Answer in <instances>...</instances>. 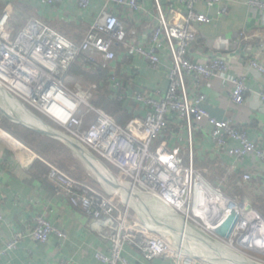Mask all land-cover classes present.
<instances>
[{"label":"built area","instance_id":"1","mask_svg":"<svg viewBox=\"0 0 264 264\" xmlns=\"http://www.w3.org/2000/svg\"><path fill=\"white\" fill-rule=\"evenodd\" d=\"M64 1L67 0H43L50 7ZM102 1L104 10L89 25L80 43L67 39L35 18L29 19L22 30H15L10 5H6L0 14V90L9 97L7 101L38 106L43 115L69 134L70 140L93 154L94 159L88 153L92 161H96L94 163L106 170L112 183L122 184L129 191L116 189L122 195L106 194L94 184L75 179L43 161L48 168V180L71 207L80 209L93 221L106 223L104 235L109 242V252H97L95 259L100 264H131L124 255L125 248L131 246L148 262L163 259L173 264H200L198 261L189 262L194 258L188 255L189 243L200 247L204 243L217 246L220 242L230 241L232 246L235 237L236 242L241 241L243 245L252 243L253 240L248 241L247 232L251 224L244 212L247 204L223 188L236 170L241 171V184L254 181L255 176L245 167L244 161L254 156L264 164V151L245 133L235 129L230 120L212 117L204 106L205 95L194 94L198 79H222L228 71L227 63L220 58L198 63L188 57L196 39L194 25L211 23V19L196 11L195 7L201 4L211 9L224 0H175L176 5L169 7L166 13L158 0H154L156 24L151 31L148 49L126 41V28L113 11L114 8H124L129 14L139 12L141 0ZM91 2L77 0V5L79 9L86 10ZM247 5L264 12L263 0H249ZM116 48L144 59L153 69L162 65L158 51L166 50L170 60V64L165 66L168 86L164 95L159 91L154 95L135 91L130 96H119L122 82L115 76H109L108 84L118 100L142 106V118L131 120L124 127L103 110L92 106L91 92L79 84L72 88L65 84L67 73L78 57L93 62L99 57L102 66L108 68L117 59ZM249 64L264 75L263 65L254 59ZM187 79H192L193 90L188 88ZM225 80L231 85V101L237 106L242 105L247 91L245 81L242 78ZM259 99L264 104V91L259 93ZM89 114L94 118L86 125ZM171 123L178 124L187 139L186 166L183 165L180 148L170 147L166 141L157 145ZM204 124L214 153L230 160L225 179L215 184L205 180L193 163L194 132ZM33 156L38 157L36 154ZM113 169L127 182L116 181L110 171ZM100 182L104 183L101 179ZM261 185H264V176ZM128 194L133 197L129 198ZM145 197L162 203L169 216L178 218L182 226L171 223L169 219H156L143 200ZM140 209L149 217L148 222L140 217ZM232 210L238 212L239 221L229 239L225 240L213 230ZM251 211L254 212H247ZM2 221L0 213V223ZM158 222L168 226L161 228ZM246 225L248 230L244 229ZM177 228L187 229V238L182 240ZM257 232L258 242L264 238V231L257 227ZM53 236L61 241L66 238L61 229L43 217L35 216L29 233H15L0 250V260L25 239L46 244Z\"/></svg>","mask_w":264,"mask_h":264},{"label":"crops","instance_id":"2","mask_svg":"<svg viewBox=\"0 0 264 264\" xmlns=\"http://www.w3.org/2000/svg\"><path fill=\"white\" fill-rule=\"evenodd\" d=\"M248 1L224 0L221 5L211 9L197 5L196 11L208 16L211 23L194 25L196 39L189 49L188 57L192 62L198 63H206L216 58L227 63L228 71L222 79H198L194 94L205 95L204 106L212 117L217 120H230L235 129L245 133L250 141L264 151V104L259 99V93L264 91V75L253 70L249 64V61L254 59L264 66V12L250 8ZM158 3L165 13L169 7L176 5L175 0H158ZM6 5H10L12 9L15 30H22L29 19L35 18L75 43L82 41L89 25L105 8L102 0H92L86 10L78 8L77 0H67L55 7L47 6L43 0H0V14ZM140 7L141 10L133 14H129L124 8H114L113 11L126 28V41L148 49L151 31L156 24L154 0H141ZM116 53L117 59L110 64L108 71L110 76L127 82L125 90L122 88L118 93L119 96H130L135 91H145L151 95L159 91L164 95L168 86L165 66L170 64L166 50L158 51L162 65L157 69L151 68L144 59L128 54L122 49L116 48ZM96 62L102 64L99 57ZM228 78H242L245 81L247 91L240 106L231 101V85L225 80ZM192 83V79H187L190 90L194 89ZM65 84L69 88L74 86L67 82ZM106 84L108 83L104 82V85ZM88 86L93 100L96 87ZM107 91L115 97L109 84ZM101 92L102 90L96 100L104 96ZM116 101L128 111L131 120L142 118L144 113L140 104L117 98ZM97 109L103 110L100 107ZM93 118L94 115H87L86 125L90 124ZM169 127L164 141L168 142L170 147L180 148L181 158L187 161L188 142L184 131L176 123H171ZM206 127L204 124L194 132L193 163L205 180L217 183L225 179L226 166L230 164V160L214 153L208 142ZM48 139L58 143L54 139ZM61 145L68 147L63 143ZM67 152H71L72 158H78V154L71 148L67 149ZM67 154L69 157V153ZM33 155L35 153L31 149L0 127V213L3 216L0 223V250L15 233H29L33 228L35 216H41L61 229L66 238L61 241L53 236L46 244L25 239L14 251L2 257L0 264H100L94 257L95 253L109 252V242L104 235L106 223L93 221L80 209L71 207L48 180V168L43 162L45 159ZM81 162L84 163L82 160ZM244 165L255 176L254 181L245 185L238 184V187H241L239 189L236 185L240 181L241 171L236 170L228 179L227 193L237 195L236 191L239 190L243 197L252 196L264 201V185H261L264 164L258 158L250 156L244 161ZM259 242L260 251H264V239ZM124 255L131 264H173L172 261L163 259L145 261L131 246L125 248ZM211 255L218 261H231L228 255L213 252Z\"/></svg>","mask_w":264,"mask_h":264},{"label":"rangeland","instance_id":"3","mask_svg":"<svg viewBox=\"0 0 264 264\" xmlns=\"http://www.w3.org/2000/svg\"><path fill=\"white\" fill-rule=\"evenodd\" d=\"M82 81L85 84H87V82H88L87 81V78H84ZM67 83L74 84V83H77V82H74L73 80H69V82H67ZM84 83H83V85L86 86ZM79 84L82 85V83H79ZM3 92H4V90L3 91L0 90V96H1L0 97V108H2L3 110H5L10 115H13L14 117H16L24 125H26L28 127L38 128L36 126V124H39L40 126L44 127L47 130H52V131L58 133L61 136L68 137L69 134L67 132H65L62 128L58 127L55 123H53L45 115H43L40 112L38 106H29V105H27L26 103H23V102H20V103H17V104H15L16 102L15 103L9 102V101L6 100V98L2 94ZM5 93H7L6 90H5ZM37 113L40 114V115H42L48 121H50L53 124V127H50L49 126L50 127L49 128L48 126L44 125L37 118ZM11 124H13V123H11ZM13 125H15V124H13ZM58 143H61V142L58 141ZM157 145H158V141H157ZM66 148L69 149L68 147H66ZM152 149H154L153 146H152ZM85 151H86V154L89 153L93 157V154H91L89 151L87 152V150H85ZM79 158L82 161H84L81 157H78L77 159L74 158L75 161L82 168L79 171H77V169L74 168V162H71V161L68 162V165H70V168H71V173L73 175L79 176L78 173L82 172V170L84 171V167H86L87 170H85L86 172L84 171V174L87 176V178H86L87 182H89L91 184H94L101 192H104L106 194H112V195H114L116 193H119V194L122 195V193H120L116 189L112 188L111 186H109V185H107L105 183H101L100 182V179H99L98 174L101 177L103 176V177H106L108 179H110V178H109V175H108V173L106 172V170L104 168H102L99 164L94 163L96 161L93 162L92 159L90 158V156L87 155V162H89L92 165V167H93L91 169L89 166H87V163L85 161H84V163L86 164V166H84V163L81 162V160H78ZM48 163H50V162H48ZM102 163H104V162H102ZM183 165L184 166L187 165V163H186V161L184 159H183ZM94 170H96L98 174H96ZM110 171L113 174V176H114L113 178L116 181L119 180V181L124 182V183L127 182L126 180L123 181V179L120 178V175H119V172L118 171H116L114 169H113V171L112 170H110ZM233 196H235L237 199L244 200V202L246 204L250 205L253 210H255L257 213H259L264 218V201H262V200H260V199H258L256 197H252V196H250V197H248V196L247 197H243V193H240V194L238 193L237 195L235 194ZM128 197L129 198H132L133 196L128 194ZM143 200L149 206L150 213L153 214L156 219H159V217H161V220H163V221L169 219L171 223H173L175 225H178V226H182V225H180V221L178 220V218H171V216H169L168 209H166V207L162 203H160V202H158L156 200H152L150 197H145V199H143ZM140 213H141L140 217L141 218H144L148 222L149 217L147 216V214L142 209H140ZM162 218H164L165 220L162 219ZM251 226L249 227V230L247 231L248 234H249L250 240H253L252 243L255 241L253 244H251V246L253 248H255V249H259L258 246H256V244H257L256 242L259 239L258 232H257V227H255L254 224L251 225ZM259 229H260V231L263 230V228H262L261 225L259 226ZM236 239H237L236 237L233 239L232 246H230V241H225V243L220 242L219 245H217L218 247L216 249L215 248H212L211 247L212 245H209V246L206 245V243L202 244L203 246L201 245L200 247H197L194 244L189 243L188 244L189 247L187 249L189 251L188 255H191L189 257H192L194 255L200 254L198 256V258L199 259L202 258L204 260V261H198L200 264H234V263H236V264H255V263H250V262H256L257 264H264V255H260L258 253H255V252L249 250V249H246L245 247H241L238 244V242H236ZM195 248L198 249V250H195ZM213 249H215V250L213 251ZM212 252H213V254H215V253H221L223 255H228V257H229V259L231 261H229V260L228 261H226V260L225 261H218L216 257H214V256L211 255ZM239 256H242L243 258H245L248 263L247 262H244L241 258H239Z\"/></svg>","mask_w":264,"mask_h":264},{"label":"trees","instance_id":"4","mask_svg":"<svg viewBox=\"0 0 264 264\" xmlns=\"http://www.w3.org/2000/svg\"><path fill=\"white\" fill-rule=\"evenodd\" d=\"M108 70L109 69L104 68L100 62L94 63L88 60V58L86 59L80 56L70 67L67 73L65 82H69V80H73L74 82H77V83H74L73 85L82 83V85L81 84L79 85H81L85 89V91H89L88 85H95L96 90L94 91L95 96L93 97V100H92V106L95 108H99V107L102 108L105 113L110 114L115 118L114 120H116L117 124L124 127L131 120V116L129 113L127 114L128 111L122 108L121 103H118L116 101V97H113L111 93L107 91L108 84L104 85V82L108 83V78L110 76V72ZM84 78H87V81H88L87 84H85L82 81ZM83 83L86 86H84ZM122 85H123L122 86L123 90H125L127 82L126 83L122 82ZM100 90H102L101 93H103L105 97L103 96L99 100L98 99L96 100ZM1 118H2V121H0V127H2L10 136L20 141L27 148L31 149L33 153H35L37 156L42 157L46 161L56 165L58 168L66 172L71 177L78 179V180L87 181L86 180L87 176L84 174L83 170L82 172L78 173L79 176H75L71 173L70 165H68L69 161L74 162V168H76L77 171H79L81 167L75 161V159L72 158L71 152H67V148L65 146H62L61 144L57 142H53L49 140L48 138H46L45 136H40L36 133H33L21 126L13 125L7 119L3 117ZM37 118L44 125L48 127L49 126L53 127V124L50 121H48L47 119H45L42 115L38 113H37ZM169 128L160 136V138L158 139V143L166 139V133L168 132ZM67 153H69V157ZM228 182L226 186L224 187V190L226 189L225 192H229ZM212 184H215V183H212ZM238 184L240 185V181L237 183L236 187L239 186ZM238 188L241 189V187H238ZM236 192L239 193V190H237Z\"/></svg>","mask_w":264,"mask_h":264},{"label":"water","instance_id":"5","mask_svg":"<svg viewBox=\"0 0 264 264\" xmlns=\"http://www.w3.org/2000/svg\"><path fill=\"white\" fill-rule=\"evenodd\" d=\"M0 113L3 117H5V119H7L9 122L15 124V125H18V126H21L33 133H36L38 135H42V136H45V137H48V138H51V139H54V140H57L61 143H63L64 145H67L69 148H71L73 151H75L87 164L88 166L92 169V165L87 162V155L86 154V151L80 147L77 143H75L74 141L70 140L68 137H65V136H61L59 135L58 133L52 131V130H47L45 129H40V128H35V127H28L26 125H24L20 120H18L16 117H14L13 115H10L9 113H7L5 110H3L2 108H0ZM90 156V155H89ZM92 157V156H91ZM94 159V157H92ZM105 166V165H104ZM96 174L97 171L94 170ZM99 178L104 182L106 183L107 185L111 186L112 188H115V189H121V190H125L126 193H129L128 190H126L123 186L119 185V184H116V183H112L109 179H107L106 177H101L99 174H98ZM246 210L249 211V210H253L251 208L250 205H246ZM255 212V214L258 216V218L263 222L264 224V218L259 214L257 213L255 210H253ZM239 221V214L236 210H232L228 216L225 218V220L218 226L216 227L214 230H213V233L216 234L217 236H219L220 238L222 239H229V237L231 236L232 232H233V229L235 227V225L237 224V222ZM162 227H167L168 225L167 224H162L161 225ZM238 244L241 246V247H245L246 249H249L255 253H258L260 255H264V251H260L259 249H255L251 246L252 243H249L248 245H243L241 243V241H238Z\"/></svg>","mask_w":264,"mask_h":264},{"label":"bare ground","instance_id":"6","mask_svg":"<svg viewBox=\"0 0 264 264\" xmlns=\"http://www.w3.org/2000/svg\"><path fill=\"white\" fill-rule=\"evenodd\" d=\"M3 95H4V97L6 98V100L9 98L7 95H5L4 93H2ZM1 97V96H0ZM15 104H17V103H15ZM15 106V105H14ZM17 108V107H16ZM18 111V110H17ZM19 112V111H18ZM24 112V111H23ZM52 112V111H51ZM21 113V112H20ZM53 113V112H52ZM26 114V113H25ZM53 114H56L55 112L53 113ZM36 126L38 127V128H40V129H44L42 126H40L39 124H36ZM122 185V184H121ZM245 212V215H247V218H248V221H249V223L251 224V225H255L256 227H258L259 228V226L261 225L262 226V228H263V230L261 231V232H263L264 231V224H263V222L258 218V216L254 213V212H247V211H244ZM256 219V220H255ZM181 225V224H180ZM252 227V226H251ZM244 229L245 230H248V225H246L245 227H244ZM177 232H178V234H179V236H180V238L182 239V240H184V238H187V235L189 234L188 233V230L187 229H179V228H177ZM178 234H177V236H178ZM264 239V238H263ZM261 240V239H260ZM248 241L250 242V237L248 238ZM254 243V242H253ZM252 243V244H253ZM207 245V244H206ZM260 245V242L258 241L257 242V244H256V246H259ZM203 246V245H202ZM188 247L189 246H187V249H188ZM212 248H217L218 246H211ZM259 248V250H260V247H258ZM215 249H213V251L215 250ZM195 250H198V249H195ZM189 252V251H188ZM196 252V251H195ZM196 254V253H195ZM200 254H198V255H194L193 257L194 258H192L191 260H189V262H194V261H204L202 258L201 259H198V256H199ZM237 255V254H236ZM238 256V255H237ZM204 258V257H203ZM239 258H241L244 262H247V260L245 259V258H243L242 256H239ZM246 260V261H245ZM250 262V261H249ZM248 263V262H247Z\"/></svg>","mask_w":264,"mask_h":264}]
</instances>
